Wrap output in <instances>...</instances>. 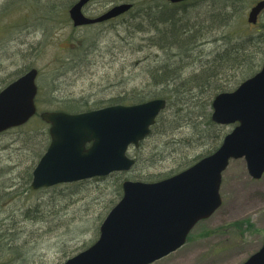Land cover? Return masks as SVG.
I'll return each instance as SVG.
<instances>
[{
	"label": "rangeland",
	"instance_id": "374dc122",
	"mask_svg": "<svg viewBox=\"0 0 264 264\" xmlns=\"http://www.w3.org/2000/svg\"><path fill=\"white\" fill-rule=\"evenodd\" d=\"M138 1L98 0L89 3L84 11L95 17L130 2L133 10ZM211 1H201L197 11H212L214 7L210 9L208 5ZM243 1L238 13H228L233 18L230 29L225 31L231 37L243 29L251 7L259 0ZM67 3L68 0H0V89L34 67L39 70L37 105L39 111H47L59 109L46 101L49 98L45 96L51 93L56 96V105H62L68 97L94 103L146 86L142 78L129 76L146 73V64L139 60L148 52L133 54L131 44L121 47V37L126 35L121 18L134 12L130 9L102 24L76 28L68 9L64 10ZM252 26L253 30H264V11ZM136 33L135 38L127 36L142 42V37L148 35ZM71 37L79 43L85 37L97 44L88 61L80 60L78 67L72 68L65 64L73 48ZM39 117L21 126L23 129L12 128L0 134V190L4 194L0 197V238L6 240L5 247L0 240V264H63L68 254L82 250L96 238L107 204L113 200L111 179L103 182L96 180L99 177L85 180L77 193L67 188L72 183L30 189L29 174L38 161L34 151L39 142L30 132L41 126L36 123ZM223 127L229 132L233 126ZM189 135L187 127L155 133L138 148H131L129 154L134 158L138 154L148 165L149 153L162 149L171 152L169 141L185 140ZM204 151L198 146L186 150L189 155ZM179 162L166 155L158 166H140L136 171L160 179ZM220 193L221 206L192 229L186 243L151 264H243L258 251L264 242V175L253 179L245 159L232 160L223 173ZM11 194L15 198L10 200ZM26 217H44V223ZM76 226L80 227L78 233L74 231Z\"/></svg>",
	"mask_w": 264,
	"mask_h": 264
},
{
	"label": "water",
	"instance_id": "95a60500",
	"mask_svg": "<svg viewBox=\"0 0 264 264\" xmlns=\"http://www.w3.org/2000/svg\"><path fill=\"white\" fill-rule=\"evenodd\" d=\"M78 0L69 9L74 27L101 23L127 12L132 3L113 6L89 17ZM180 3L186 0H168ZM264 0L250 10L255 24ZM38 70L32 68L0 91V133L26 124L37 112ZM166 99L110 105L79 113L43 111L51 142L33 170L34 190L73 183L113 172H127L136 160L129 148L139 147L151 133ZM212 120L234 124L219 148L187 169L162 180H125L123 195L100 226L97 241L63 264H151L182 247L191 230L222 204L223 172L232 159L244 158L249 175H264V65L233 91L217 94ZM244 264H264V244Z\"/></svg>",
	"mask_w": 264,
	"mask_h": 264
},
{
	"label": "trees",
	"instance_id": "16d2710c",
	"mask_svg": "<svg viewBox=\"0 0 264 264\" xmlns=\"http://www.w3.org/2000/svg\"><path fill=\"white\" fill-rule=\"evenodd\" d=\"M76 1L68 0V3L64 4V10L69 9ZM201 1L204 0H188L173 4L166 0H140L135 8L130 10L134 12L133 15L121 18L123 31L126 33L121 37V47L131 44V48L134 49L133 54L148 52L139 60L146 64V73L129 76L142 78L146 83L142 89L124 90L120 95L107 101L94 103L93 101L81 102L79 100L81 98L68 97L64 98L62 105H56L55 95L51 93L45 96L49 98L46 101H49L51 106H58L57 110L69 113L107 105L135 104L163 98L167 100V106L153 125L150 136L182 127H187L191 131V135L185 140L178 139V141L167 143L173 149L171 152L162 149L149 153L148 165H145L136 154V164L131 171L116 172L96 179L103 182L111 179L112 185L113 200L111 199L107 204L108 208L102 221L122 197L123 181L162 179H153L151 175H144L139 170L136 171L137 167H156L164 161L166 155H169L173 157V160H180L179 164L166 175L169 177L213 153L227 133L223 125L216 124L211 118L213 99L221 92L234 90L243 80L254 75L264 65V30L262 28L253 30V26L245 21L243 29L234 37L229 36L230 34L225 31L230 29L233 18L228 13L232 11L238 13L237 8L243 6L244 1L212 0L208 5L210 9L213 7L214 9L200 12L196 8ZM136 32H144L148 35L142 37V42L127 36L135 38ZM72 38L73 48H70L69 59L65 63L70 68L78 67L80 60L88 61V57L97 48V44L91 43L88 38H82L80 43L78 39ZM36 123L41 126L32 129L30 133L39 138L38 146L34 151V159L39 160L50 143V136L48 125L40 117ZM23 127L18 128L23 129ZM190 146L204 147L205 151L189 155L186 150ZM29 178H32V172ZM81 184L84 185L85 181L69 184L67 188L71 193H77L82 189ZM12 195L14 194H11L8 199H14ZM1 196L4 194L0 190ZM43 218L26 217V220L35 219L37 223H44ZM99 227L100 225L96 229V238L91 244L99 236ZM74 231L78 233L80 227H74ZM0 240L3 243L6 242L3 237ZM91 244L84 245L82 250ZM3 246L5 247V243ZM78 252L73 251L68 255L71 257Z\"/></svg>",
	"mask_w": 264,
	"mask_h": 264
}]
</instances>
